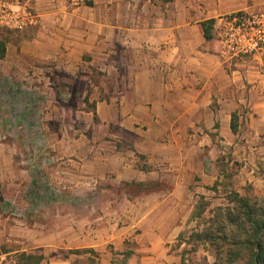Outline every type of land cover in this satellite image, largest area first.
Here are the masks:
<instances>
[{
  "label": "crops",
  "instance_id": "obj_1",
  "mask_svg": "<svg viewBox=\"0 0 264 264\" xmlns=\"http://www.w3.org/2000/svg\"><path fill=\"white\" fill-rule=\"evenodd\" d=\"M31 6L0 58L2 131L19 138L0 142V253L179 264L202 202L207 217L231 191L264 195V50L229 59L219 37L264 0Z\"/></svg>",
  "mask_w": 264,
  "mask_h": 264
},
{
  "label": "trees",
  "instance_id": "obj_2",
  "mask_svg": "<svg viewBox=\"0 0 264 264\" xmlns=\"http://www.w3.org/2000/svg\"><path fill=\"white\" fill-rule=\"evenodd\" d=\"M212 23L204 24L207 38L211 37L208 25ZM5 54L6 41L1 39L0 58ZM228 201L229 205L219 207L216 214L208 218L210 225L193 231L188 240L211 246L215 260L204 264H264V205L235 191L228 194ZM196 216H202V211ZM23 258L33 256L24 254ZM117 264H127V261Z\"/></svg>",
  "mask_w": 264,
  "mask_h": 264
},
{
  "label": "built area",
  "instance_id": "obj_3",
  "mask_svg": "<svg viewBox=\"0 0 264 264\" xmlns=\"http://www.w3.org/2000/svg\"><path fill=\"white\" fill-rule=\"evenodd\" d=\"M77 1V0H76ZM38 23L31 0H0V29L22 31ZM222 55L229 59L255 56L264 50V11H237L222 18ZM0 264H18L14 253L0 254Z\"/></svg>",
  "mask_w": 264,
  "mask_h": 264
},
{
  "label": "rangeland",
  "instance_id": "obj_4",
  "mask_svg": "<svg viewBox=\"0 0 264 264\" xmlns=\"http://www.w3.org/2000/svg\"><path fill=\"white\" fill-rule=\"evenodd\" d=\"M0 31H2L0 33V40H5V39H8L10 35H12L16 30H9V29H5V28H2L0 29ZM8 37V38H7ZM38 119H40L39 116H37ZM5 127L4 125V120L3 118H1L0 116V142H6V141H10V140H19V138L17 137V135L15 134H12L11 132H3L2 129ZM4 151V150H2ZM1 151V152H2ZM39 151H33L32 149H28V156H32V158H37V156H40ZM6 166V165H4ZM263 174H264V169H263ZM252 188V189H251ZM248 189H249V193L247 196L251 197L253 200L257 201L259 204H262L264 205V195H258V194H255L253 192V187L250 185L248 186ZM3 192H4V198L6 199V201H2L1 202L3 203V205H5L7 202V197L9 196L8 195V190H6L5 188L1 189ZM223 195V194H222ZM225 196V195H224ZM227 196H225L226 198ZM3 199V198H1ZM211 203V202H208V201H204L202 202V204L199 206L200 207V210H198L197 212L203 210L204 208V205H207V203ZM219 202H226L225 200H221ZM9 206V205H7ZM220 206L219 205H215L213 207V210L211 213H208L207 214V217H202V216H199V222L201 223L202 226L206 227L209 224V222H207L208 218L215 215L216 214V211L217 209L219 208ZM222 207V206H221ZM8 209V207H7ZM5 214H8L7 211L5 212ZM209 216V217H208ZM203 227V228H204ZM202 228V229H203ZM202 229H199V230H202ZM189 245H187L185 247V252H184V257L182 259V261L179 263V264H204L205 262H209V263H212L214 260H215V257L213 255V249L211 248V246L206 243V244H203V243H197V242H194V241H189ZM2 254V253H0ZM17 256V254H15ZM20 257H22V255H20ZM18 258V256H17ZM21 264H29V262L27 261H23L22 259V263Z\"/></svg>",
  "mask_w": 264,
  "mask_h": 264
}]
</instances>
